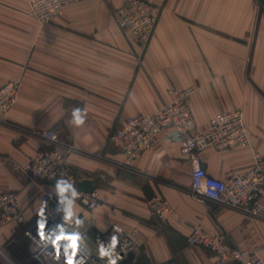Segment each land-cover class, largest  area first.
Wrapping results in <instances>:
<instances>
[{"label": "crops", "instance_id": "1", "mask_svg": "<svg viewBox=\"0 0 264 264\" xmlns=\"http://www.w3.org/2000/svg\"><path fill=\"white\" fill-rule=\"evenodd\" d=\"M151 1L163 6L138 60L134 39L116 20L124 0H79L47 23L30 14L28 0H0V87L22 82L17 103L0 119V193L17 192L32 224L44 212L47 186L28 181L23 167L59 145L71 170L99 192L100 206L92 212L65 203L89 216L94 240L118 224L132 233L140 264H219L213 252L188 243L193 228L202 226L264 260V218L196 194L190 160L166 132L131 167L122 165L119 147L109 141L127 117L153 113L171 100L170 89L192 86L197 127L221 110L239 108L250 136L248 146L203 151L205 169L222 180L246 173L255 151L264 156V12L252 0ZM74 107L87 109L81 127L69 123ZM45 130L57 132L60 142L38 135ZM154 195L172 206L164 222L150 212ZM20 227L0 224V264Z\"/></svg>", "mask_w": 264, "mask_h": 264}, {"label": "built area", "instance_id": "2", "mask_svg": "<svg viewBox=\"0 0 264 264\" xmlns=\"http://www.w3.org/2000/svg\"><path fill=\"white\" fill-rule=\"evenodd\" d=\"M77 1L79 0H28L30 14L40 23L52 21L61 14L66 5ZM160 10L161 7L151 0H124L117 9V23L123 32L134 39L138 47V60L145 55L151 42ZM21 86L20 80H13L0 87V119L6 118L17 103ZM194 91L195 87L192 86L172 88L169 90V102L153 113H139L127 117L112 131L109 141L119 147L122 165L133 166L153 146L157 137L166 132V138L178 142L182 153L190 160L192 188L196 194L249 215L264 218V156L261 153H253V165L246 173L230 172L225 180L211 176L201 158V153L208 148L225 151L250 144L242 110H221L211 117L206 127L199 128L189 106V99ZM38 135L55 144L60 142L59 134L51 130L38 131ZM23 171L27 177L41 180L47 186L42 193L44 212L25 232L31 245L30 264H68L65 247L70 241L58 237L76 233H79L80 240L77 241L73 264L82 258L85 264H108V257H100L99 247L101 243L107 246L113 235L119 239L115 251L121 258L117 264H122L131 255L133 259L129 264H140L139 247L130 231L113 224L102 238L94 240L91 235L93 224L89 216L74 213L71 220L65 219L67 201H76L86 211L92 212L100 206V197L96 188L91 192L79 189L82 179L66 163L65 151L61 146L55 145L41 150L23 167ZM61 178L72 184L77 195L74 196L72 191L63 195L55 192L57 181ZM53 206L56 211L52 210ZM149 208L159 222H164L173 211L169 201L159 195L150 198ZM76 219L82 223L77 225ZM7 223L28 225L18 194L13 191L0 193V224ZM188 243L213 252L218 256L219 264H264V260L257 254L230 245L223 232L206 230L202 226L193 228ZM3 254L4 264H21L13 263L7 254ZM163 264L178 263L169 261Z\"/></svg>", "mask_w": 264, "mask_h": 264}, {"label": "clouds", "instance_id": "3", "mask_svg": "<svg viewBox=\"0 0 264 264\" xmlns=\"http://www.w3.org/2000/svg\"><path fill=\"white\" fill-rule=\"evenodd\" d=\"M86 117H87L86 108L74 107L71 112V119L69 123L75 127H81L85 124ZM56 190L60 195H63L64 193L69 192V191H72L74 196L77 195V193L72 187V184L63 178L57 181ZM73 206L74 204L71 205L67 209L66 216H65L66 220H71L73 218L74 216ZM75 223L79 225L82 223V221L79 219H76ZM117 231H121V230L117 229ZM58 239H65V240L70 241V243L65 247V253L68 256V264H73V258L75 257L76 251H77V241L80 240L79 233L71 234L67 236L62 235L61 237H58ZM118 243H119L118 237L113 235L110 238V242L108 243L107 246H105L104 243L100 244V247H99L100 257L101 258L108 257V264H117L118 260L121 258L120 255L117 254L115 251ZM75 264H85V260L82 258L76 261Z\"/></svg>", "mask_w": 264, "mask_h": 264}, {"label": "rangeland", "instance_id": "4", "mask_svg": "<svg viewBox=\"0 0 264 264\" xmlns=\"http://www.w3.org/2000/svg\"><path fill=\"white\" fill-rule=\"evenodd\" d=\"M252 2H254V5L257 8V10L264 12V0H252ZM159 6L162 7L163 4L160 3ZM241 110L244 114V119H245L244 110L243 109H241ZM245 123H246V121H245ZM249 138H250V136H249ZM31 180L34 181L33 179L28 178V181H31ZM18 199L20 200L19 195H18ZM19 225L21 227L19 229L18 239L15 243L6 245L4 247L5 255L6 254L8 255V253L6 252V251H8L9 252V255H8L9 259H11L13 263L23 262L21 264H30L31 261L29 258V252H30L31 245H30V239L27 237L25 232L31 224L26 225V223L25 224L22 223Z\"/></svg>", "mask_w": 264, "mask_h": 264}, {"label": "water", "instance_id": "5", "mask_svg": "<svg viewBox=\"0 0 264 264\" xmlns=\"http://www.w3.org/2000/svg\"><path fill=\"white\" fill-rule=\"evenodd\" d=\"M79 189L84 192H91L95 189V185L90 179H83L79 184ZM65 210V206H64ZM133 259V255L129 257V259L125 260L122 264H129V261Z\"/></svg>", "mask_w": 264, "mask_h": 264}]
</instances>
